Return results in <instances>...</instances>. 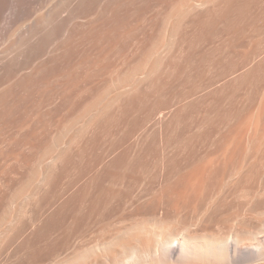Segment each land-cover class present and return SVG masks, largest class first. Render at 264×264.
Listing matches in <instances>:
<instances>
[{
	"label": "bare ground",
	"instance_id": "obj_1",
	"mask_svg": "<svg viewBox=\"0 0 264 264\" xmlns=\"http://www.w3.org/2000/svg\"><path fill=\"white\" fill-rule=\"evenodd\" d=\"M231 1L0 0V106L18 85L15 94L25 105L12 117L21 120L17 131L47 120L61 126L59 131L44 130L52 141L31 173L20 178L21 187L11 194V206L0 218V264L17 253L44 215L61 207L78 188L76 181L46 196L71 146L104 128L110 113L117 116L136 101L146 104L142 130L112 151L125 154L145 147L142 153L151 154L159 179L156 195L151 192V213L90 246L69 245L52 264H264V24L236 21L249 12V7L236 5L244 12L234 10L238 23L223 28V39L240 36L227 44V51L224 46L226 64H208V75L191 78L189 82L196 81L189 89L181 87L180 94L166 90L176 70V90L188 82L184 70L191 60L187 68L179 66L188 32L194 24L231 13ZM257 3L264 9V0ZM125 24L135 25L127 29ZM83 26L90 34L86 45L81 42ZM77 43L81 48H74ZM48 82L54 86L47 87ZM31 83L45 87L33 91ZM81 99L86 100L82 112ZM50 107L53 113H47ZM188 111L192 114L187 117ZM184 117L190 118L185 123L188 133H178L182 137L176 139ZM42 126L29 137L42 134ZM23 146L34 147L30 141ZM185 154L182 163L169 164ZM28 163V158L22 160V165ZM23 193L24 202L15 208Z\"/></svg>",
	"mask_w": 264,
	"mask_h": 264
},
{
	"label": "rangeland",
	"instance_id": "obj_2",
	"mask_svg": "<svg viewBox=\"0 0 264 264\" xmlns=\"http://www.w3.org/2000/svg\"><path fill=\"white\" fill-rule=\"evenodd\" d=\"M237 1L238 0L231 1V13L226 11V14L221 13L216 18H212V21L216 22H212L211 19H209V21L207 20L208 24L207 22L206 24L205 22L201 24H194V28L188 32L181 55L182 59L179 63L180 68L183 66L188 67L187 63H189L191 60V64L190 67H188V70L192 73L188 72V70L186 69L187 67L185 68L187 71L183 68V70L186 72H184L185 74L192 75H186L187 77L184 75L185 82H189L191 78L193 80V78L197 79V77L201 78V76L205 77V75H208L207 73L210 70H206V68L208 69L210 67V65L208 64H214L216 62L214 66L215 68L216 66L220 67L218 66L217 62H220L221 65L226 64L224 61H227V57L223 56V51L225 50L224 46H227L225 50L227 51L230 48L228 47L230 45V41H236L240 36L237 34L235 36L238 37L234 36V38H231L232 40L228 39L227 37L223 39L224 29L228 24H237L238 22L241 24H245L246 22L247 24H264V9H261L258 6L257 0H248V4L247 0H239L240 3ZM236 5H238V7H242V9L244 8L245 10H248V8L246 7H249V12H244L241 8L238 9ZM237 9L238 12L242 10L244 12L243 14L248 13V15H246V18L241 15L239 19H235L238 22H235L234 13L235 11H237ZM252 12L254 13V16H251ZM247 17H249L250 20H248L249 18ZM242 18H245V20ZM227 19H229L230 21ZM102 20L107 19L102 18L100 21ZM239 20H243V23ZM108 25L110 24H103L102 26ZM134 25L135 24H125L127 29L131 28ZM215 26H217V28H215ZM84 29V26L81 27V30H83L81 31V42L86 45L88 39L90 38V34L87 33L89 29ZM215 30H217V32H215ZM224 40L226 42L223 43L222 41ZM211 43H213V45ZM228 43L229 45H227ZM78 44L80 43H77V45ZM83 44H81V46ZM209 46H214L212 48V51ZM78 47H80V45L74 48ZM74 48L72 49L76 51L77 49ZM219 51L222 52V55H220L221 53H219ZM87 52L88 50L81 51V54L85 55ZM218 55L221 57H219ZM224 55L226 54L224 53ZM195 56H197L198 59ZM216 56L221 59H216ZM192 58H196L195 60H197V62ZM192 61L196 62L195 64L197 65L193 64ZM194 67L198 70H194ZM176 71L172 74V78L170 77V85L168 83L166 84L168 86L166 87V90H168L169 92L173 90L171 93L180 94L182 92V88L185 87L186 89L188 86L191 87V85L189 84H193L196 80H194V82L191 81L189 83H184L185 86L179 85L180 88L177 86L176 90L175 83L177 81V78H175L176 75L174 74L176 73L179 75V73H177ZM42 72L44 73L45 71L42 70ZM193 75L195 76L193 77ZM175 79L176 81H174ZM172 80L174 81V83ZM171 84L174 87L171 86ZM176 85L178 84L176 83ZM52 86H54L53 83H47V87ZM44 87L45 84L43 83H31L29 89L36 91L38 89H43ZM190 87H188V89ZM19 88L20 87L18 85H13L10 90V96L4 101V104L0 106V218L3 216L7 208L11 206L9 205L8 201L11 194L19 187H21L20 178L22 176L26 178L31 173L32 167L34 163L39 159L40 155L43 152V149L49 143H51L52 139L50 140V138H48L47 136L45 137L43 134L56 130L59 131V128L61 127L60 125L57 126L53 122L47 120L42 124H31L28 130L17 131L20 126L21 120L14 121L12 117L13 115H18L20 112H22V109L20 108L22 105H25V102L22 100V98L18 97L19 94H15L16 90H18ZM173 88H175V90ZM96 92L97 94H99L101 91L96 90ZM157 99H159L160 101H158ZM161 100L162 99L160 98H156L154 101L160 103ZM132 104H134L135 106H133ZM132 104L130 103V105L133 106L132 108L134 109H132L128 103L126 104V109H122L124 110V112L122 113L121 110V113L119 112L117 116L112 117L110 113L108 121L106 122L104 128H102L100 131L94 129L92 132L85 135L81 139V142L79 141L78 143L73 144L67 151L64 161L56 168L54 172V175L50 182V189L47 191L46 196L50 197L53 193H57L58 191L66 189L72 182L77 181L76 183L79 184L78 188H76L75 192L66 199V202L61 207L54 209L53 211L42 217L41 222L30 233L28 238L24 240V243L22 242L19 245L17 253L5 261L6 264H40L44 261L48 264H52L53 258H56L55 256H57L59 253L64 252L69 245H78L83 247L90 246L98 238L104 239L108 237L115 228H120L129 224L133 220V218L148 216L151 213V210L153 208L151 198L156 195L155 188L158 189L157 187L159 185V179L156 176L157 170L156 168H154L153 162H151L150 160V158H152L150 156L151 154H148L149 151L148 153H146L147 151L145 153H142L145 151V147L143 149L140 148V150L136 148L137 150L135 152L129 151L130 153L125 150V154H123V151H120V149H117V152H122L121 155L120 152L117 153L114 151L113 153L112 151L115 147H117L118 144L123 142V140H131L142 130L141 125L143 121L141 120L142 117H145V114L142 113H145L144 111L146 108V104L144 103V101H140L139 103H137L136 101V104ZM137 104H139L140 106L138 107ZM85 105L86 100L81 99V112L83 111V107ZM194 106L189 107L192 113L195 109ZM128 107L132 109V112L130 111V109H128ZM135 107L138 108V111L135 110ZM123 108H125V106ZM53 112V107H50V109L47 110V113ZM191 112L188 111L187 117L190 116ZM185 118L186 117L182 119ZM16 119H18V117ZM186 120L188 121V125L190 124V118L185 119V121L182 123H180L181 121H179L178 123L180 125L184 124V126L182 128V125H178V129L181 128V130L183 129V131H185L184 129H186V126H188ZM41 125H43V130L40 128L37 131L42 130V134L39 133L38 136L30 138L29 134ZM178 129H176L175 132H177ZM188 129H186L187 131L185 132L180 130L182 133H180L178 130V132L174 134L175 136L177 135L176 139L182 137L178 136L179 134L182 135L186 134V132L188 133ZM130 137L131 139H127ZM121 139L122 141L117 143ZM26 141L32 142L34 147L24 148L23 144ZM115 143L116 145H114ZM109 150L112 153L107 152ZM138 150L141 152H139ZM105 154H108V156L106 155L107 157H104ZM113 156L116 157L115 160H113ZM176 156L177 157L174 156L175 158L173 159V161H171L172 159L170 158V162L172 163L169 164H174V162L182 163L185 160L186 154L184 156ZM24 158H28L29 163L26 166L22 165V160ZM102 158L105 161H103V166L99 167L98 163L100 160H103ZM147 160H149L150 162ZM141 162L143 164H141ZM140 164L144 166H141ZM98 167L99 169L97 170ZM155 183H157L158 185ZM151 192H154L155 194ZM24 193L18 196V199L15 200L13 204L15 208H18L24 202ZM110 210L113 213L104 216ZM104 217L109 218L104 219ZM106 225H111L113 229L110 230L109 228V230H105V228L104 232H100V227H105Z\"/></svg>",
	"mask_w": 264,
	"mask_h": 264
}]
</instances>
